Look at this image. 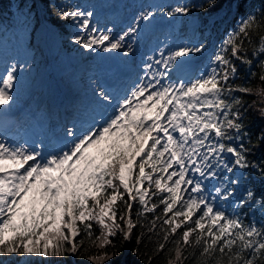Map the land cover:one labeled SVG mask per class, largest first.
Returning a JSON list of instances; mask_svg holds the SVG:
<instances>
[{
  "label": "snow or ice",
  "instance_id": "1",
  "mask_svg": "<svg viewBox=\"0 0 264 264\" xmlns=\"http://www.w3.org/2000/svg\"><path fill=\"white\" fill-rule=\"evenodd\" d=\"M216 3L148 5L117 35L94 26L95 10L74 0H11L4 19L25 57L2 62L0 105L16 102L14 90L43 47L66 42L127 60L141 22L150 24L157 11L187 17ZM206 50L201 41L157 46L124 96L93 81L89 121L65 125L47 141L13 142L0 130V264L69 256L112 264L134 235L131 255L140 264H264V195L248 189L237 197L240 178L229 175L264 177V158L256 157L264 145V6L246 9L194 64ZM249 109L262 126L252 127Z\"/></svg>",
  "mask_w": 264,
  "mask_h": 264
},
{
  "label": "trees",
  "instance_id": "2",
  "mask_svg": "<svg viewBox=\"0 0 264 264\" xmlns=\"http://www.w3.org/2000/svg\"><path fill=\"white\" fill-rule=\"evenodd\" d=\"M173 7L179 4L186 3H200L201 0H173ZM11 0H0V35L2 32H11L9 21L4 19V15L7 13V8ZM39 5H46L48 0H36ZM75 3H78V0H74ZM238 3V8L236 7ZM264 6V0H217V3L214 7L205 8L202 12L193 11L190 16H180L178 15L179 23V38L182 39V44L191 43L196 41L204 42L207 45V50L203 53L206 61L208 55L214 51V47L219 44V42L225 37L226 33L233 29L239 20V18L245 13L246 9L250 7H261ZM155 17H168L163 12L157 11ZM190 21H195L198 24L190 29ZM50 25L55 27L57 31H59L58 22L55 20L50 21ZM71 31H76V29H70ZM64 48V52L66 54H78L81 58H84L85 55L90 54L89 52H85L80 50L77 46L62 43ZM243 68L241 67V72H243ZM257 82H253V86H255ZM245 99L251 103L256 99L255 96H247ZM250 118L255 121L252 125L253 128L262 126L261 122L257 119V114L249 109ZM257 158H264V145H261L259 149L256 150ZM251 158V157H250ZM229 175H237L240 178V187L236 190L237 197H243L246 190L251 189L257 198L264 195V177H261L258 173H254L251 170L244 171L243 175H239V173L229 174ZM119 203V202H118ZM231 211V209H229ZM247 211V209H244ZM257 222L261 220L260 214L257 212L254 217ZM253 217L251 214L245 219V223H249ZM138 231V230H137ZM7 235H11L8 233ZM135 246V235L133 236V240L131 243L125 245L123 254L117 258L116 261H113L112 264H140L136 257L131 255V249ZM143 251V246L141 248ZM42 259V258H38ZM55 264H88L87 258L82 257L78 259H74L69 256L67 258H57L50 257ZM195 264V261L192 262Z\"/></svg>",
  "mask_w": 264,
  "mask_h": 264
},
{
  "label": "rangeland",
  "instance_id": "3",
  "mask_svg": "<svg viewBox=\"0 0 264 264\" xmlns=\"http://www.w3.org/2000/svg\"><path fill=\"white\" fill-rule=\"evenodd\" d=\"M93 1V3L90 5V2ZM79 0L81 5H84L85 8L88 9H94L98 8L96 12H100L99 9L105 8L108 5V2H111V5L108 7H114L116 9H119V4H122L124 2V6L131 7L135 6L138 9H135V11L132 13L134 17L139 14L140 10L143 7H147L148 5H160L167 7L169 5V2L167 0ZM140 1L141 6L138 7V3ZM131 2H135L134 5H131ZM166 30L163 34H161L162 38L160 39L159 47H172L171 43L172 40L175 39V46L178 45L180 39L177 40V38L174 36L176 28L179 29V24L177 22H173V19H167L165 21ZM144 23V22H143ZM147 23V22H146ZM196 23V22H195ZM194 23V25H196ZM145 25V24H144ZM150 26V25H149ZM98 29L104 30V25L99 27ZM15 41L12 39L11 43H14ZM2 41H0V44ZM165 43V45H163ZM8 47L10 46V43L6 44ZM20 46V45H19ZM158 45H156L157 48ZM18 47V46H17ZM21 47V46H20ZM19 48V47H18ZM22 48V47H21ZM149 48V47H148ZM14 50H12V53L16 51L15 47H13ZM20 49V48H19ZM23 49V48H22ZM100 52L99 55H96V53H90L87 55L86 59H79V56H65L60 48L59 43L55 45H48L46 47H43L42 50L39 52L38 56H36L35 63L32 64V71L28 73L25 77H23L20 84L16 86V89L14 90L16 94V102L13 103L12 101H9L6 105H0V108L2 109H11L16 108L18 105H21L24 101V96L28 92L33 94V91L35 88H43L45 90L48 87H52L53 79L55 78V83L58 85L61 82V86L65 87L69 92H71V95H75L76 98H80L81 94L85 89L82 88L81 84V78L73 77L72 75V62H75V64L78 65L77 71H79V74L81 73V70L87 71L88 75L83 77V81H86V85L89 88L88 92L92 93V87L93 84V76L89 73V66H91L90 69H93L95 64H100L102 61H104V57L107 55L106 58L113 57L115 61H122L124 64H127L130 67H134V70L140 71L142 67L139 65V62L134 57H129L127 60L122 58V55L113 51V52H104L101 50H97ZM7 52V51H5ZM15 56L20 59H24L25 52L24 50H19L16 52ZM201 60L203 59L202 56H200ZM158 58V57H157ZM198 64L201 62L199 59H197ZM109 63V62H108ZM203 63V61H202ZM137 64V65H135ZM71 66V69H70ZM46 69H50L54 72L53 75H47L44 76V71ZM76 71V72H77ZM37 93V92H34ZM43 93L36 94L37 99L35 101L30 102V106H33L34 104H37L39 100L41 99ZM155 110H153L152 113H154ZM140 113H138L139 115ZM131 115V113H130ZM111 143V139H109L107 142H102L100 147L107 148V144ZM123 145L127 147V141H123ZM93 151V152H91ZM97 153V149L90 148L88 149L86 155H95ZM25 204L28 203V198H25L24 201ZM29 209L27 207L23 208L22 211L27 212Z\"/></svg>",
  "mask_w": 264,
  "mask_h": 264
},
{
  "label": "bare ground",
  "instance_id": "4",
  "mask_svg": "<svg viewBox=\"0 0 264 264\" xmlns=\"http://www.w3.org/2000/svg\"><path fill=\"white\" fill-rule=\"evenodd\" d=\"M108 63V62H107ZM114 63H116V62H114ZM107 66H109V65H107ZM117 66H119V64H117ZM103 69L104 70H106V69H109V67L107 68L105 65L103 66ZM1 111H3V110H1ZM31 113V112H30ZM26 117H28V116H26Z\"/></svg>",
  "mask_w": 264,
  "mask_h": 264
}]
</instances>
